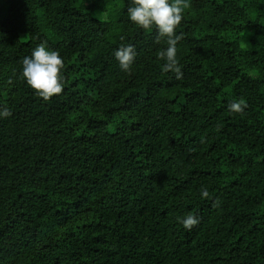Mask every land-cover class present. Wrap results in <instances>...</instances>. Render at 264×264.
<instances>
[{"label":"trees","instance_id":"16d2710c","mask_svg":"<svg viewBox=\"0 0 264 264\" xmlns=\"http://www.w3.org/2000/svg\"><path fill=\"white\" fill-rule=\"evenodd\" d=\"M187 3L177 80L129 0H0V264H264V0ZM42 42L48 100L21 76Z\"/></svg>","mask_w":264,"mask_h":264},{"label":"clouds","instance_id":"9594fccd","mask_svg":"<svg viewBox=\"0 0 264 264\" xmlns=\"http://www.w3.org/2000/svg\"><path fill=\"white\" fill-rule=\"evenodd\" d=\"M188 7L187 0H129L126 15L131 22L145 31H151L155 26L157 38H166L167 47L159 52V57L165 61L162 70L174 72L175 78H183V71L177 58V45L182 34H177V28L183 20V14ZM114 58L121 71H130L136 61L138 52L134 45H123L114 50ZM64 58L59 51L40 43L22 60L21 76L26 83L36 91L41 98L48 100L62 92L64 86ZM246 105L243 100L234 99L228 105V110L242 113ZM11 110L0 107V118L11 116ZM201 198H208L207 188L200 189ZM184 228L191 230L199 223L198 216L191 212L177 217Z\"/></svg>","mask_w":264,"mask_h":264}]
</instances>
